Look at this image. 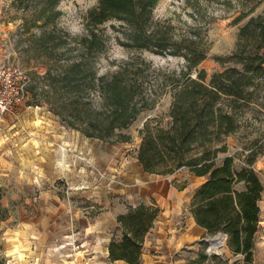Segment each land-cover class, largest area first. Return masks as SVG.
I'll return each instance as SVG.
<instances>
[{"label": "trees", "instance_id": "1", "mask_svg": "<svg viewBox=\"0 0 264 264\" xmlns=\"http://www.w3.org/2000/svg\"><path fill=\"white\" fill-rule=\"evenodd\" d=\"M59 1L14 3L31 11L22 30L41 27L36 42L49 58L46 71L34 74L27 85L31 98L27 104L45 103L66 127L88 138L116 142L128 141L123 130L169 93L168 123L144 121L137 160L153 174L169 175L186 167L195 175H205L191 197L189 211L208 234L226 233L232 251L250 261L264 182L252 166V154L240 168L233 166L232 156L220 164L215 160L219 151L227 149L223 138L241 127L245 113L264 105V10L252 14L261 0L251 5H247L251 0H237L241 7L233 20H246L238 28L233 51L217 57L222 68L212 73L209 82L205 70L198 67L210 46L201 27L195 23L182 33L176 25L154 19L153 9L160 0H98L89 9L86 29L80 34L54 26ZM214 4L236 5L233 0H184L188 14L195 18V14L205 17ZM109 21L123 47L181 56L182 65L163 70L136 54L120 60L114 69L99 72L98 62L108 43L101 25ZM159 211L154 203L128 204L116 217L120 236L110 240L108 258L140 264L145 236ZM205 257L201 255V260Z\"/></svg>", "mask_w": 264, "mask_h": 264}, {"label": "rangeland", "instance_id": "2", "mask_svg": "<svg viewBox=\"0 0 264 264\" xmlns=\"http://www.w3.org/2000/svg\"><path fill=\"white\" fill-rule=\"evenodd\" d=\"M254 1L256 0H251L247 5L254 4ZM233 2L236 5L232 8L222 4L211 5L209 13L203 18L196 14L197 18L191 17L188 14L190 8L184 5V0H160L153 9L154 19L176 25L179 32L185 33L195 23L201 27L210 44L205 59L198 66L205 70L206 82H209L214 71L222 68L217 57L226 56L233 51L238 28L246 20L245 18L238 23L234 22L241 3L237 0ZM14 3L25 6L31 5L33 0H0V64L18 63L32 80L34 74H43L46 71L49 58L45 55L44 47L36 42L41 27L34 25L27 31L22 30V22L25 17L30 16L31 11L17 8ZM97 3L98 0H60L57 4L60 14L56 16L54 26L72 34L84 32L88 11ZM263 10L264 0H261L255 4L252 14L262 13ZM110 22L101 25L108 36V43L98 62L99 72L114 69L120 60L136 54L150 60L152 67H161L163 70L179 69L182 65L181 56L160 55L148 50L138 53L123 47L117 42L116 31L109 25ZM58 51H61V48ZM170 100V94L166 93L161 96L155 107L141 112L132 124L123 130L130 137L128 141L107 142L89 138L86 142L81 140L79 143L82 150L80 152L69 149L67 143L70 140L67 139L66 133L63 134V139L59 138L57 145L55 143L59 149L58 153L55 146L49 148L48 143L44 142L48 140V136L43 137L45 133L33 127L35 123H29V117L26 115L16 119L12 128L4 127L2 130L0 121V222L11 225L18 221H40L41 218L50 220V225L42 230L46 232L45 242H48L44 254L54 260L61 256L66 259V264H78L76 257L79 260L82 254V243L75 233L78 230V220L90 218L99 212V209L91 208V202L81 194L87 187H101L107 193L105 197L112 199L119 196L118 202L126 206L130 203L145 202L166 209L170 204L174 206L175 196L171 195L173 190L179 199L181 196L184 199L180 202L174 219L178 224L187 226L190 221L189 210L187 208L186 212L183 204L187 203L184 197L190 191L179 190L193 173L183 167L169 175H149L144 172L136 157L141 140L139 129L147 118L156 119L160 124L166 125L169 120ZM36 107H42L46 112L49 110L45 103L28 105L26 101L18 107L20 110L17 112ZM245 114L241 127L223 138L222 143L227 149L217 153L215 163L220 164L224 157L232 156L233 166L240 168L246 164L248 155L252 154V166L264 182V105L255 106ZM68 129L70 128L66 127L65 132L69 131ZM69 139L73 140L72 137ZM74 160L79 162L78 165L74 164ZM73 170L75 173H82L84 179L75 181L70 173ZM115 189L118 190L115 192ZM259 206L260 220L250 261H245L240 253L235 254L227 241L223 243L220 253L212 252L210 240L218 235L215 233L191 237L185 247L187 254L183 255L184 261H173L170 264H264V195ZM176 233L175 231L174 234ZM116 234L120 236V230L115 232V236ZM60 243L64 244L63 248L57 246ZM203 254L206 257L201 260Z\"/></svg>", "mask_w": 264, "mask_h": 264}, {"label": "crops", "instance_id": "3", "mask_svg": "<svg viewBox=\"0 0 264 264\" xmlns=\"http://www.w3.org/2000/svg\"><path fill=\"white\" fill-rule=\"evenodd\" d=\"M17 110L19 111L20 109L17 107L14 112L8 111L4 114L0 120L2 122V130L4 127L12 128L14 126L12 123L16 122V119L26 115L29 117V123H35L32 125L33 127L45 133L43 137L48 136V140H44V142L48 143L49 148L55 146V143L57 145L59 138L63 139L65 137H63L64 133L68 134L67 139L70 141L67 145L73 152L82 151L79 143H81V140L89 139L83 133L72 128L68 129L71 133L69 131L65 132L66 126L58 120V116L49 110L46 112L42 107L22 109L20 112H17ZM24 112L26 113L24 114ZM70 136L73 140L69 139L71 138ZM55 148L57 149L56 146ZM55 151L58 153L59 149ZM77 163L79 162L74 160V164ZM94 169L98 172L96 168ZM73 172L70 173L71 177L76 179L75 181L84 179L82 173ZM144 172L149 175H158ZM205 179V175L192 174L189 176L187 183L179 190L190 191L184 197L187 199V203L183 204L186 212H188L187 208L189 210V200L194 191ZM117 190L115 189L114 191L116 192ZM81 194L91 202L90 207L99 209V212L90 218L84 217L78 220V230L75 232L76 238H79L80 243L83 244H81L83 248L79 260L76 257L78 264H128L121 259L110 260L108 258L109 242L115 236V232L119 231L116 217L126 210V205L118 202L117 198L119 196L112 199L105 197L107 193L101 187L99 189L87 187L81 191ZM171 195L175 196L173 198L174 206L170 204L167 209L166 207H159V214L145 236L141 249L140 264H170L173 261H184L183 255L187 254L185 247L190 242V238L197 234H208L205 228L195 222L190 211L188 212L190 221L187 226H182L175 221L174 217L178 213L177 208L184 199L183 196L179 199L173 190ZM176 205L177 207H175ZM3 222L1 221L0 223ZM50 223V220L41 218L40 221L26 220L18 221L11 225L4 223L0 225V264H66V259L61 256L54 260L44 254L48 242L46 241V245L45 238H47V234L42 230L43 228L46 229ZM175 231L177 232L176 234H174ZM63 245L60 243L57 246L63 248ZM171 258H173L172 261Z\"/></svg>", "mask_w": 264, "mask_h": 264}, {"label": "built area", "instance_id": "4", "mask_svg": "<svg viewBox=\"0 0 264 264\" xmlns=\"http://www.w3.org/2000/svg\"><path fill=\"white\" fill-rule=\"evenodd\" d=\"M29 81L28 74L18 63L3 62L0 64V120L5 113L14 110L28 100ZM217 236L222 239V246L226 242L227 235L219 232Z\"/></svg>", "mask_w": 264, "mask_h": 264}, {"label": "bare ground", "instance_id": "5", "mask_svg": "<svg viewBox=\"0 0 264 264\" xmlns=\"http://www.w3.org/2000/svg\"><path fill=\"white\" fill-rule=\"evenodd\" d=\"M210 241H211V246H210L211 251L220 253V251L222 250L221 249L222 239L219 236H215L214 238H211Z\"/></svg>", "mask_w": 264, "mask_h": 264}]
</instances>
